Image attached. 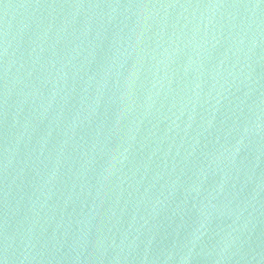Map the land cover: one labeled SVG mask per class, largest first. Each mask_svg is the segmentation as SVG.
Returning a JSON list of instances; mask_svg holds the SVG:
<instances>
[{"label": "water", "instance_id": "water-1", "mask_svg": "<svg viewBox=\"0 0 264 264\" xmlns=\"http://www.w3.org/2000/svg\"><path fill=\"white\" fill-rule=\"evenodd\" d=\"M0 264H264V0H0Z\"/></svg>", "mask_w": 264, "mask_h": 264}]
</instances>
